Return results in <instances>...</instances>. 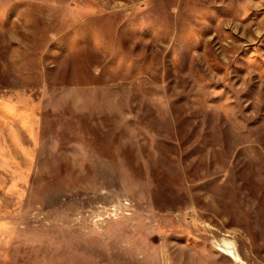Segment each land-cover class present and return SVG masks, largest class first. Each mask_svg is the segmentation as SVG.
<instances>
[{
    "label": "rangeland",
    "instance_id": "obj_1",
    "mask_svg": "<svg viewBox=\"0 0 264 264\" xmlns=\"http://www.w3.org/2000/svg\"><path fill=\"white\" fill-rule=\"evenodd\" d=\"M0 264H264V0H0Z\"/></svg>",
    "mask_w": 264,
    "mask_h": 264
}]
</instances>
